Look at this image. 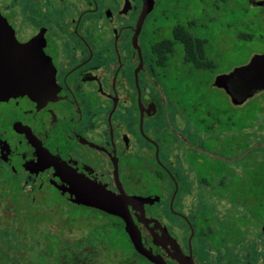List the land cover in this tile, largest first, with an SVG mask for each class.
<instances>
[{
    "label": "flooded vegetation",
    "instance_id": "flooded-vegetation-1",
    "mask_svg": "<svg viewBox=\"0 0 264 264\" xmlns=\"http://www.w3.org/2000/svg\"><path fill=\"white\" fill-rule=\"evenodd\" d=\"M166 6L163 8L162 0H153L148 11L145 0H0V44L41 49L51 61L55 80L53 98L33 110L13 109L16 127L9 114L0 111V140L5 138L22 160H41L45 165L34 172L15 173L2 155L3 141L0 164L9 168L13 178L25 175V183L35 184L36 192L57 206L68 203L104 213L121 237L126 231L120 217L72 202L67 189H81L85 178L105 192L117 194L122 188L129 195L157 196L143 204L144 216L164 225L184 254L189 253L190 239L193 261L201 264L192 243L202 238L211 246L205 237L208 217L203 208L202 212L186 213L187 203L181 198L185 186L191 188L188 193L208 189L209 172L198 175L190 163H206L220 142L210 138L213 130L209 129L216 126L206 124V116L196 119L206 126L205 131L199 130L200 125L191 134L186 131L191 126L184 124L192 113L177 99L181 93L170 73L176 70V59L186 73L208 68L199 66V50L205 55V40L200 38L195 50L193 40L182 39V30L196 36L188 29L190 20L181 19L168 23L167 37L168 25L162 22ZM258 6L264 10V5ZM175 42L181 44L179 58ZM39 149L72 165L74 177L47 164ZM173 158L179 162L172 164ZM185 168L186 176L181 171ZM128 208L144 245L160 254L166 264H179L161 245L152 243L151 233L138 221L139 212L132 205ZM173 209L180 223L169 225L164 216ZM125 236L129 241L126 251L138 258L128 234Z\"/></svg>",
    "mask_w": 264,
    "mask_h": 264
},
{
    "label": "rangeland",
    "instance_id": "rangeland-1",
    "mask_svg": "<svg viewBox=\"0 0 264 264\" xmlns=\"http://www.w3.org/2000/svg\"><path fill=\"white\" fill-rule=\"evenodd\" d=\"M162 4L167 5L162 19L168 25L166 36L170 38L169 22L190 20L189 31L205 40L206 58L213 62L211 68L186 73L176 59V70L170 73L181 93L177 99L192 113L184 124L191 126L186 128L188 134L197 125L205 131L196 119L206 116V124L216 126L210 127V138L220 142L206 163H190L198 175L209 172L208 189L188 193L191 188H183L185 212L203 208L208 217L205 237L211 246L199 238L192 247L201 264H264V90L235 105L213 85L217 74L264 53V10L252 0H162ZM175 46L179 58L181 44ZM25 181V175L13 178L0 164V264H138V260L152 264L134 248L138 258L126 251L129 241L118 235L104 213L68 203L57 206ZM172 212L176 210L163 215L164 221L179 224ZM192 223L196 229V221Z\"/></svg>",
    "mask_w": 264,
    "mask_h": 264
},
{
    "label": "water",
    "instance_id": "water-1",
    "mask_svg": "<svg viewBox=\"0 0 264 264\" xmlns=\"http://www.w3.org/2000/svg\"><path fill=\"white\" fill-rule=\"evenodd\" d=\"M152 3L153 0H145L146 11L150 10ZM254 3L264 5V0H256ZM54 85L53 66L41 49H34L22 44H0V111L5 110L9 114L15 127L16 124L12 116L13 109L16 106H20L23 110L36 109L46 100L53 98ZM213 85L223 89L233 104L244 103L255 93L264 90V53L254 54L247 63L236 66L228 72L217 74L213 79ZM2 141V155L15 173L22 170L34 172L45 165V162L41 160L34 162L22 160L18 154L11 151L5 138L0 140L1 144ZM40 154L47 164H51L57 170L65 169L70 176L74 177V170L70 168L72 165L58 158L46 156L42 150H40ZM83 179L81 189L74 187L67 189L68 198L74 203L92 206L120 217L135 250L147 260L153 264H166L160 254L154 253L151 247L144 245L141 232L128 208L129 205L139 212L136 214L138 221L144 224L151 233L154 245H161L169 256L179 264H195L191 255L190 239L189 253L184 254L164 225L157 219H148L144 216L143 204L157 200V196L151 198L129 195L122 188L117 194L105 192L93 182ZM176 191L177 187L175 186L171 202ZM137 204L141 207L136 206ZM150 223L152 225H149Z\"/></svg>",
    "mask_w": 264,
    "mask_h": 264
},
{
    "label": "trees",
    "instance_id": "trees-1",
    "mask_svg": "<svg viewBox=\"0 0 264 264\" xmlns=\"http://www.w3.org/2000/svg\"><path fill=\"white\" fill-rule=\"evenodd\" d=\"M178 30H182V28L179 26L178 27ZM182 39H185V40H193L194 41V47H195V50L197 49V45L198 43L197 42H200V38H196V37H191L190 35H188V33L185 31V30H182ZM181 38V37H179ZM199 46L201 47V43H199ZM196 54V53H195ZM199 56H200V62H199V66H204V65H207L209 68H211L213 66V62L212 60H209L208 58H206V56L199 50ZM260 111H258L259 113ZM245 120L248 119V117H243ZM247 128V124L246 125H243L242 126V129H245ZM122 224V222H121ZM114 226H116L115 223H113ZM124 232V231H123ZM125 233V232H124ZM126 235V233H125Z\"/></svg>",
    "mask_w": 264,
    "mask_h": 264
}]
</instances>
